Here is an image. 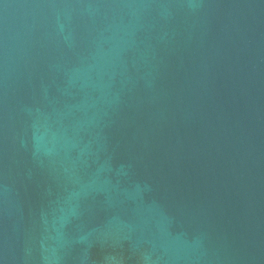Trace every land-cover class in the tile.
<instances>
[{
  "label": "water",
  "instance_id": "obj_1",
  "mask_svg": "<svg viewBox=\"0 0 264 264\" xmlns=\"http://www.w3.org/2000/svg\"><path fill=\"white\" fill-rule=\"evenodd\" d=\"M0 264H264V0H0Z\"/></svg>",
  "mask_w": 264,
  "mask_h": 264
}]
</instances>
